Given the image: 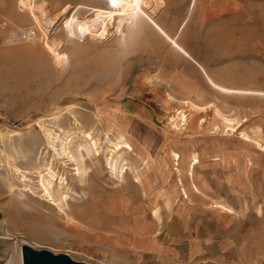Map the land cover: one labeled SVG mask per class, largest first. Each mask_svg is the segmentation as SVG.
Returning a JSON list of instances; mask_svg holds the SVG:
<instances>
[{
  "label": "rangeland",
  "instance_id": "rangeland-1",
  "mask_svg": "<svg viewBox=\"0 0 264 264\" xmlns=\"http://www.w3.org/2000/svg\"><path fill=\"white\" fill-rule=\"evenodd\" d=\"M32 2H47L46 14L36 10L47 34ZM151 5L154 22L171 29L191 7L196 27L183 36L201 70L147 18L122 34L118 22L86 34L96 0H0V130L22 134L0 138V236L3 226L84 264H264V0ZM56 38L54 52L47 41ZM158 59L170 67L160 77ZM182 111L187 122L175 128ZM40 125L73 139V153L86 134L98 141L99 154L81 148L84 183L74 159L48 149ZM124 139L132 150L116 147ZM111 150L124 176L112 173ZM48 167L67 180L69 218L43 198ZM14 245L0 239V264L20 263Z\"/></svg>",
  "mask_w": 264,
  "mask_h": 264
},
{
  "label": "bare ground",
  "instance_id": "bare-ground-1",
  "mask_svg": "<svg viewBox=\"0 0 264 264\" xmlns=\"http://www.w3.org/2000/svg\"><path fill=\"white\" fill-rule=\"evenodd\" d=\"M163 1L164 0H96V2L98 4V8H99L97 10V14L92 19H89V20L82 22V29L87 34V33H89V30H90L89 26L94 25L95 23L99 22V25L100 24L102 25V28H100V29L102 30L101 36H103L106 33L107 27L109 26V24H112V23L115 24V22H118V26H116V31H118L121 34L125 30H127V28H129V26H131V25L134 26V24L136 25L139 19L142 20L143 18H147V20L152 25L156 24L154 22V20L152 19L150 13H149V10H150L149 8H151L150 7V6H152L151 4H153V3L158 4V3L163 2ZM44 5H47V2L46 3L43 2V4H42L43 8L41 6L39 7V9L42 8L41 9V10H43V12L41 11L42 13L46 12V8H44ZM71 7H74V6L70 3H67L64 7L63 12L67 11L68 9L70 10ZM30 8H31L32 16L34 18L35 23L42 30V32H44V34H45L46 31L43 28V22H42L41 15L36 13V10H39V9L36 8V6L33 4V2H32V5ZM39 13H40V10H39ZM44 17H43V19H46ZM154 26H156V28L158 29L157 24ZM96 27H97V25H96ZM90 28H91V26H90ZM42 32H41V34H42ZM33 35H34V33H33ZM33 40H34V38H28L27 42L33 41ZM58 40L56 38L54 40H51L50 42L47 41V43L51 44V48H52V50H54V52L56 50L58 51V49H60V47L62 46L61 45L62 42L58 41ZM8 43L9 44L10 43L15 44L16 42L14 40H9ZM193 105L197 108H200L199 106H197L195 104H193ZM177 120H179L180 123L187 122L186 121L187 116L185 114H183V111L178 113V117L174 116L172 118V121H175L174 122L175 128H177V126L175 124L177 122ZM222 121L226 124V127L228 126L229 128H234V126L231 125L232 119L227 118V117L222 115ZM39 127L41 128L42 132L45 135L44 136L46 138V140H45L46 144L45 145H47L48 149L52 148L54 150L53 152H55L56 155L61 159L62 158L63 159L68 158L69 160L74 159L77 162L78 179L80 182L84 183V178H85V175L87 174V169H85L83 167V165H81L83 163V159H84V155H85V154L83 155L84 150H82L81 148L84 147V149L86 150L85 152H87V154L89 156H91L94 152L99 154L100 152H99V148H98L99 147L98 141L95 140L91 134H86V135H84L85 144L79 143L78 147L76 146L77 147V149L75 150L76 153L75 152L73 153V151H71V147H70L73 139L71 140V139H69V137H64V139L63 138L61 139V135L55 133L56 132L55 130L53 131V130H51L45 126H41V125ZM243 135H246V134H243ZM21 136H22L21 130H19V129L8 128L5 131L0 130V138L4 142H7V143L9 142V144H12L13 141L17 140L18 138H21ZM246 137H245V139L251 138L248 135H246ZM261 143L259 142V140L258 141L256 140V144H258L259 146H263ZM115 145L117 148L124 149L125 151L133 149L131 144L129 142H127L125 139L120 144H115ZM111 151H113V150H111ZM119 152L120 151L114 150L111 154V158L108 160V163L110 164V166L113 170L112 173L114 172L116 174V172L119 170V173H121L123 175L126 172V169L124 167V164L123 165L119 164L121 159H122V155ZM173 157L179 163V160L181 159V155H179L176 152H173ZM193 159H196V162L198 161L197 157H193ZM193 162H195V161H193ZM191 167L194 169V163L191 164ZM13 168H14L13 171H15V173H17L18 175H19V173L22 172L20 169L17 168V166H15ZM22 176L26 179V177L24 175H22ZM58 176L59 175H57V173L53 170L52 167H50V168L48 167V169L45 170V174H42V173L40 174L39 180H40V185H41L42 192H43V198H46L47 199L46 201L51 202L50 203L51 205L56 206L58 213L60 215H63L65 217L69 218L68 208L70 205L68 202L70 199V195H69L70 192H69L68 183L64 177L59 178ZM58 179H59V182L57 183ZM56 183H57V185H56ZM184 190H185V188H184ZM185 192H186V190H185ZM153 216L155 217V219H157V221L161 222V220H162L161 219V213H160V210L158 208H156V210H154ZM0 226H1V224H0ZM2 230L4 231V233L2 232L4 236H0V239L12 240L15 242V245H14L15 248L14 249H16V251H15L16 260L18 261V263L20 262L19 264H23V246H30L33 249H35L36 251H39L38 249L31 246L33 244H31L29 236H27L25 234H20V233H18V234L12 233L6 227L4 228L3 226H2ZM20 244L22 245V247H20ZM13 262H14V257L7 264H13ZM15 263H16V261H15Z\"/></svg>",
  "mask_w": 264,
  "mask_h": 264
},
{
  "label": "crops",
  "instance_id": "crops-1",
  "mask_svg": "<svg viewBox=\"0 0 264 264\" xmlns=\"http://www.w3.org/2000/svg\"><path fill=\"white\" fill-rule=\"evenodd\" d=\"M190 14H191V7L188 9V12H187V14H186V16H184V18L182 17L181 18V21L177 24L176 23V27H175V29H171V28H168L167 26H163L162 24H161V22H158V29L159 30H163V31H165V32H168L167 34H168V36H169V38L171 39V41L170 42H172L175 46H177L179 49V52H180V54H182V56H184V58L185 59H187V60H190L191 62H193V64H195V66L196 67H198L199 68V66L195 63V62H198V61H200L199 59H197L192 53V51H191V49H190V45L186 42V41H184L185 39H184V36H183V33H184V30H187L188 28H190V29H192V28H194V27H196V25H193V24H195V23H193V21H190ZM155 20V19H154ZM207 28V26H205V29ZM157 29V32L158 33H160V34H162L159 30ZM162 36H164L163 34H162ZM166 39H167V37L166 36H164ZM173 37L174 38H176V40L182 45H180L175 39H173ZM168 40V39H167ZM171 43V44H172ZM172 44V46L174 47V48H176L174 45ZM183 47H185L184 49H183ZM190 52H187V50ZM160 50V49H159ZM157 51L156 52V55L158 56H160V54L162 53V50H160V51ZM197 60H195L192 56ZM154 61V60H153ZM151 63L153 64L154 62H152L151 61ZM157 69H158V72H159V74H158V76L160 77L162 74L160 73L161 72V69H163L164 71L165 70H167V69H170V67L169 66H167V65H165V64H163L162 66H160V61H159V59H158V65H157ZM200 69V68H199ZM207 69V68H206ZM201 70V69H200ZM208 71V70H207ZM166 75V74H165ZM167 75H170V74H167ZM204 78H205V76H204ZM209 79V78H208ZM205 80H206V78H205ZM207 82V81H206ZM241 92V91H240ZM242 94H247L246 92L245 93H242ZM262 138H263V136H261ZM256 141V140H255ZM258 141V140H257ZM260 142V141H259Z\"/></svg>",
  "mask_w": 264,
  "mask_h": 264
},
{
  "label": "water",
  "instance_id": "water-1",
  "mask_svg": "<svg viewBox=\"0 0 264 264\" xmlns=\"http://www.w3.org/2000/svg\"><path fill=\"white\" fill-rule=\"evenodd\" d=\"M23 264H84L71 260L67 255H54L47 250L36 251L30 246H23Z\"/></svg>",
  "mask_w": 264,
  "mask_h": 264
},
{
  "label": "built area",
  "instance_id": "built-area-1",
  "mask_svg": "<svg viewBox=\"0 0 264 264\" xmlns=\"http://www.w3.org/2000/svg\"><path fill=\"white\" fill-rule=\"evenodd\" d=\"M2 119V117L0 116V120Z\"/></svg>",
  "mask_w": 264,
  "mask_h": 264
}]
</instances>
